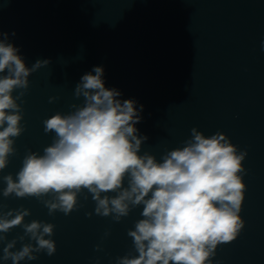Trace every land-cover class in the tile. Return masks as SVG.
I'll return each mask as SVG.
<instances>
[{
    "label": "water",
    "instance_id": "95a60500",
    "mask_svg": "<svg viewBox=\"0 0 264 264\" xmlns=\"http://www.w3.org/2000/svg\"><path fill=\"white\" fill-rule=\"evenodd\" d=\"M0 32L8 34L28 67L51 61L28 78L23 102L18 101L25 131L15 138L16 153L0 177L15 178L29 150L43 154L55 135L44 132L43 121L82 104L83 98H74L75 86L100 66L105 87L120 91L118 99L135 100L137 110L143 105L135 125L148 137L141 154L160 160L184 146L193 127L205 136L222 132L247 151L240 213L245 225L212 259L213 264H264V0H0ZM50 97L58 99L49 103ZM78 201L70 215H49L35 197L0 194L5 212L23 206L31 211L26 223L55 225V254L41 252L21 264H117L118 257L137 255L127 233L142 218L143 206L116 222L95 214L86 190ZM6 235L11 240L23 235V228Z\"/></svg>",
    "mask_w": 264,
    "mask_h": 264
},
{
    "label": "clouds",
    "instance_id": "9594fccd",
    "mask_svg": "<svg viewBox=\"0 0 264 264\" xmlns=\"http://www.w3.org/2000/svg\"><path fill=\"white\" fill-rule=\"evenodd\" d=\"M18 53L8 34L0 32V172L16 153L15 138L25 131L18 101L23 102L28 78L51 63L37 60L28 67ZM103 75V67L96 66L81 77L73 95L83 103L43 121L44 132L55 134L52 143L43 154L29 150L15 178L0 177L6 184L0 194L35 197L49 215L67 216L77 210L78 194L86 190L95 214L116 222L143 206L142 218L127 233L137 255L118 257L117 264H213L218 246L233 242L245 225L240 213L247 151L238 150L222 132L205 136L193 127L184 146L166 151L160 160L141 154L148 137L139 135L135 125L142 120L143 105L137 110L135 100L118 99L120 91L106 88ZM57 99L50 97L49 103ZM4 207L0 204V261L21 264L38 259L41 252L55 254L54 224L26 223L30 209L5 212ZM14 227L23 228V235L7 240ZM26 237L29 242L24 243Z\"/></svg>",
    "mask_w": 264,
    "mask_h": 264
}]
</instances>
